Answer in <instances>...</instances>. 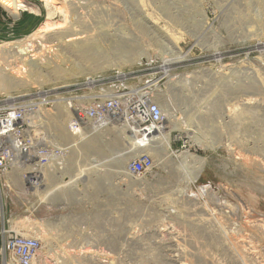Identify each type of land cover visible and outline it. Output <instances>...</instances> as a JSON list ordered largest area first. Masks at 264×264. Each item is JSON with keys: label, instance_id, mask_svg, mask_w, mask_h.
<instances>
[{"label": "rangeland", "instance_id": "1", "mask_svg": "<svg viewBox=\"0 0 264 264\" xmlns=\"http://www.w3.org/2000/svg\"><path fill=\"white\" fill-rule=\"evenodd\" d=\"M2 1L3 13L43 11L33 32L0 38V49L36 41L47 65L28 63L47 72L13 75L24 88L0 87L1 99L24 100L47 88L69 87L79 97L155 86L172 127L169 145L151 148L117 125L77 139L66 108H48L51 126H40L48 137L41 142L71 147L67 170L47 175L39 195L24 173L9 171L6 226L43 240L45 264H264V0ZM47 18L66 27L47 34L42 46L27 39ZM75 31L84 33L71 36ZM8 61L5 55L1 81ZM132 72L131 80H119ZM60 120L66 138L56 134ZM145 155L153 170L132 175L131 164ZM91 167L65 186L68 176Z\"/></svg>", "mask_w": 264, "mask_h": 264}, {"label": "built area", "instance_id": "2", "mask_svg": "<svg viewBox=\"0 0 264 264\" xmlns=\"http://www.w3.org/2000/svg\"><path fill=\"white\" fill-rule=\"evenodd\" d=\"M134 73H125L124 78L119 80L127 82L132 79ZM154 90L155 86H127L116 91L105 90L98 96L89 93L76 97L67 87L57 91L35 90L24 100L15 102L0 98L2 211L5 207L3 191L14 168H29L28 174H22L23 180L29 176L35 186H39L38 177L44 180L46 173L52 174L53 177L63 172L66 166L71 148L67 145L49 147L34 134V118L38 117L43 109L67 103L71 114L68 128L73 138L80 139L93 131L109 129L113 124L123 127L121 130L126 134L143 138L152 135L162 125L165 117L161 105L154 97ZM153 168V158L145 155L140 161L133 162L129 171L132 175L144 177ZM0 218V264H35L42 249V241L36 237L20 235L7 227L8 221L4 211Z\"/></svg>", "mask_w": 264, "mask_h": 264}, {"label": "bare ground", "instance_id": "3", "mask_svg": "<svg viewBox=\"0 0 264 264\" xmlns=\"http://www.w3.org/2000/svg\"><path fill=\"white\" fill-rule=\"evenodd\" d=\"M19 1H20V4L23 3L22 0H19ZM7 2L8 1H5V0L2 1V3H4V4L7 3ZM45 2L46 3H50V0H46ZM7 4H9V2ZM61 13L63 14L64 18H67L68 15H69L68 11L65 8H63ZM14 17L15 18L18 17L17 13H15ZM64 22L66 24L70 23V22H68V19H65ZM65 27L66 26H63V23L62 24L60 23V24H57V25H53L52 22L50 21V19L47 18L46 21L38 28V30L35 32V34H33L32 36L28 37L27 39H29L31 37H32L33 40L41 39V40H39V44L42 46V42H43L42 39L45 38L47 34H49V35H47L46 39L51 37L52 33H55L53 35H58V33H56V31L64 29ZM83 33L84 32H76L75 31L73 34H71V36H79V35H82ZM53 35H52V37H53ZM66 36H70V35H66ZM57 41L60 42L61 40L59 41V39H57ZM35 43H36V41H30V42L29 41H27V42L20 41L19 43H13V50L12 51H9V50L8 51H2L0 49V64H1V61L3 60V57L5 55H8L9 61L6 63L5 69H3V70L4 71H6V70L10 71V74L2 73L3 76H5L2 81L0 80V87L2 89H5L9 93H11L12 91H14L16 89H23L24 88V85L22 84V82H19V80L13 78V75L18 76L17 78H21L22 76L25 77V78H29V77H38V76H40V74H43L44 72H47L45 70H41V68L38 67L35 64H29L28 63L31 60L32 61H36L38 59L41 62V65L42 64L47 65V62L45 60H43V57L45 55L43 52L45 50L38 51L39 48L35 47L36 46ZM8 46H11V44H9ZM35 52H37V53H35ZM51 52L53 53L54 50L51 51ZM44 59H46V58H44ZM58 61H59V63H57V66H56L57 68L64 66L63 64L66 62L65 59H63V58H58ZM170 64H171L170 61L166 60L163 63L162 67H161L162 70L167 72L169 67H170ZM44 68H45V66H44ZM57 70H59V69H57ZM121 74L119 75V79L124 78V77H121ZM6 76H9V77H6ZM46 76H48V75H46ZM89 82H90V85L88 84L89 86L93 87L95 85L94 80L91 79ZM47 89H49V88H47ZM44 90H46V89H44ZM57 90H60V89H52V91H57ZM42 91H43V89H42ZM8 97L9 98L6 99V100L9 101V102L18 101V100H16L18 97L12 96L10 94H9ZM61 105L64 106V108H66L65 112H68L69 121H70L71 114L69 113L67 103L66 104H57L54 107H58V106H61ZM46 110L47 109H43L41 114L38 117L34 118L35 129L37 130V131L35 130L36 132L34 134H35V136H37V137H39L40 139H43V140L47 139L48 137L44 136L45 133H42V132L38 131V130H41L40 126L43 125V124L47 125V126H49V125L51 126V123L48 122V118L46 117V113H45ZM58 125H60V127L56 128V130H57L56 134L58 133V136L61 137V138H66L67 135L63 132V130L61 128V120H60V123ZM114 125L115 124H113L112 127ZM171 132H172V127H171L169 122L164 117L162 125H160L153 132L152 135H150L148 137H143V138H141L140 136L130 135V138L135 144H137V145L140 144L141 148H151L156 143L159 145V143L162 144L163 142H167V144L169 145L170 138H171V136H170ZM50 137L53 138V135L51 134ZM65 168H66V166H65ZM65 168L63 169V172H64V170H67V168L66 169ZM28 169L29 168H27V167H18V166L16 168H14V170L18 171L19 173L20 172L21 173H27V172L29 173ZM91 169H93V167H91V168H82L78 172H76V174L68 176L66 178L67 181L65 183V186L69 187L70 185H72L74 179L77 176H79V175L83 174L84 172H87L88 170H91ZM47 175L51 176V174L46 173V176ZM46 176H45L44 180H42L41 177H38V180L40 181L39 186H35V183L31 180V177H29V176H27V178L25 180H23L22 178L21 179H22V181H25V183L27 184L28 188H30V190H32V194H34V193L37 194V192H39L38 193V195H39L40 193H42V191H47V189H48L49 181H46ZM11 186H12L11 184L8 185V188H10ZM2 214H3V211L0 209V215H2ZM18 231L21 232V229L19 230V228H18L17 232ZM19 232H18V234H19ZM24 235H27V234H23V236ZM26 237H31V236H26ZM32 237H35V236H32ZM44 249L45 248H42L40 250V252L38 254V257H37V263L35 262V264H45L43 262H45V259H47V257L44 256Z\"/></svg>", "mask_w": 264, "mask_h": 264}, {"label": "crops", "instance_id": "4", "mask_svg": "<svg viewBox=\"0 0 264 264\" xmlns=\"http://www.w3.org/2000/svg\"><path fill=\"white\" fill-rule=\"evenodd\" d=\"M14 16L7 11L6 13L0 11V38L27 36L34 31L42 22V18L45 17L40 8H38V11L21 10L18 17L15 18ZM11 22L14 26L13 30L10 29L12 27L10 26Z\"/></svg>", "mask_w": 264, "mask_h": 264}]
</instances>
